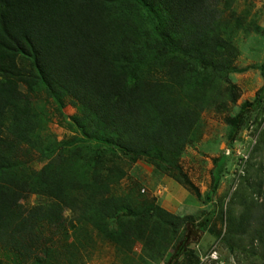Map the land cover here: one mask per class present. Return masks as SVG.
I'll list each match as a JSON object with an SVG mask.
<instances>
[{"label": "trees", "instance_id": "16d2710c", "mask_svg": "<svg viewBox=\"0 0 264 264\" xmlns=\"http://www.w3.org/2000/svg\"><path fill=\"white\" fill-rule=\"evenodd\" d=\"M224 2L0 0V249L20 262L80 264L79 253L94 246L96 231L120 253L141 242L152 261L163 259L172 242L170 264L186 253L189 217L154 205L139 210L112 189L127 174L121 154L133 163L148 158L163 175L181 174L179 158L201 112L229 86L238 55L220 27ZM261 74L264 80V63ZM37 90L58 110L70 97L79 106V115L70 117L72 130L109 146L86 180L70 166L73 159L93 157L91 146L41 148L32 106ZM263 98L264 84L232 119L230 139ZM257 144L254 154L264 149V131ZM22 145L53 157L47 155L38 171L20 170L16 152ZM223 161L224 154L213 159L211 193ZM242 180L230 198L242 211L234 216L229 208L224 242L230 250L249 249L264 264V160L249 164ZM31 194L51 204L24 207ZM70 231L75 237L67 243Z\"/></svg>", "mask_w": 264, "mask_h": 264}, {"label": "rangeland", "instance_id": "374dc122", "mask_svg": "<svg viewBox=\"0 0 264 264\" xmlns=\"http://www.w3.org/2000/svg\"><path fill=\"white\" fill-rule=\"evenodd\" d=\"M224 3L227 10L220 27L222 34L235 46L238 55L234 70L229 75V86L223 88L220 95L214 96L209 106L201 112L200 124L179 158L181 174L163 175L148 158L143 157L133 163L130 157L121 154L120 163L127 174L112 189V194L127 196L139 210L154 205L190 218L189 229L192 232L186 234L187 250L177 259L176 264H263L249 249L230 250L224 237L228 231L229 208H233L234 216L242 211L241 205L230 204L232 193L239 183L244 184L242 177L249 164L264 160V149L259 154L252 153L264 131V98L260 107L245 112L232 139L229 135L233 127L231 121L242 104L252 102L264 84L261 74L264 63V0H225ZM188 99L185 101L188 102ZM63 104V108L58 110L54 100L47 98L42 90L32 94V106L39 123L38 140L41 148L46 150L49 147L58 150L65 146L69 150L78 145L91 146L95 150L93 157L73 159L70 166L77 179L86 180L93 167L100 166L99 156L109 146L88 141L79 132L72 130V125H75L70 117L79 115V106L70 97H65ZM222 154L224 171L220 174L215 192L211 193L213 159ZM47 155L53 157L52 152L41 154V151L22 145L16 152V159L20 163V170L38 171L48 161ZM250 157L252 158L246 165ZM251 173L254 174L255 171L252 170ZM206 194L211 195L209 201L205 200ZM42 203L50 202L38 194H31L22 201L26 208ZM212 209H215L213 216L209 215ZM204 216L212 217L202 231L197 226ZM109 224L112 228L116 226L114 221H109ZM44 235H49V229L44 231ZM69 235L67 243H71L75 237L71 231ZM93 236L94 246L79 253L78 263L170 264L174 261H169L174 248L173 242L168 244V252L163 259L152 261L143 251L141 242H135L132 250L125 249L120 253L115 243L105 235L94 231ZM59 239L63 244L64 239ZM0 264L31 263L16 261L4 249H0Z\"/></svg>", "mask_w": 264, "mask_h": 264}, {"label": "water", "instance_id": "95a60500", "mask_svg": "<svg viewBox=\"0 0 264 264\" xmlns=\"http://www.w3.org/2000/svg\"><path fill=\"white\" fill-rule=\"evenodd\" d=\"M187 238H188V235H187V237H186V239H185L183 245L187 242ZM181 249H182V247L179 249V252L181 251ZM177 255H178V253H177L175 256H177Z\"/></svg>", "mask_w": 264, "mask_h": 264}]
</instances>
